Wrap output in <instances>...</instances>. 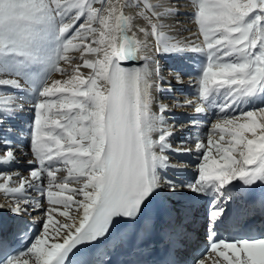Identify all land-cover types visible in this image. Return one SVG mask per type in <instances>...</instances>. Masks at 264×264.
Segmentation results:
<instances>
[{
  "label": "snow or ice",
  "instance_id": "1",
  "mask_svg": "<svg viewBox=\"0 0 264 264\" xmlns=\"http://www.w3.org/2000/svg\"><path fill=\"white\" fill-rule=\"evenodd\" d=\"M96 2L0 0V74L14 77L0 78V87L23 90V78L34 94L33 167L29 176L0 173V192L15 198L7 211L16 217L42 208L29 190L45 196L50 205L41 228L16 254L7 252L11 238L20 231L27 234L31 225L18 223L7 238L0 231V264H91L81 246L95 244L118 231V225L141 217L162 196L181 192V184H164L160 174L170 166L164 153L178 150L169 143L174 133L165 127L167 106L153 111L158 69L149 70L148 57L139 55L149 37L160 54H204L197 73L202 101L195 106L197 114L220 97L221 112L253 106L225 115L211 125L206 143H195L198 178L186 186L193 192L219 193L235 181L264 183V0H190L202 35V44L190 49L166 34L170 5L135 0L146 24L136 26L145 37L142 41L136 33L129 35L134 17L123 11L127 2L99 0V8ZM70 51L81 53L82 65H75L68 79L49 82L53 72L65 74L60 64L70 61ZM138 59L145 60L144 66H124ZM81 66L91 70L87 77ZM176 78L180 80L179 74ZM186 104L192 106L191 101ZM18 110L22 108L14 97L0 99V117ZM3 144L0 165L14 163L11 141ZM61 170L67 175L57 181ZM73 183L80 187H71ZM5 207L0 204V210ZM224 215L222 203L208 212V235L215 236ZM210 253L218 257L212 264H264V231L213 239L194 264H205Z\"/></svg>",
  "mask_w": 264,
  "mask_h": 264
},
{
  "label": "bare ground",
  "instance_id": "2",
  "mask_svg": "<svg viewBox=\"0 0 264 264\" xmlns=\"http://www.w3.org/2000/svg\"><path fill=\"white\" fill-rule=\"evenodd\" d=\"M155 4H159L160 2L157 0H151ZM163 2V0H161ZM165 1V0H164ZM113 3H116L117 0H112ZM128 3L129 6L124 7L123 11L127 13V16L134 17L133 20V27L132 31L129 32V34L136 33L137 38L140 40H144L145 37L142 33H139L137 31L136 26H146L145 21L141 19L138 16L139 9L134 7L135 0H119V3L124 4ZM161 4H170L171 9L173 10V14L170 16V18H167L164 20V23L168 26L166 29V34L170 36L171 40L173 42L179 43L181 46L191 48L192 45H200L199 37L197 35L196 31V24L193 20V17H191L190 9L193 8L192 4L190 3V0H171L170 2H163ZM186 5V6H183ZM94 7H101V3L99 0L95 3ZM94 27H99V25H94ZM75 43H81V41L77 40L74 41ZM90 42L86 41L85 43ZM147 48L142 49L139 53L140 57L147 56V65L149 70L158 69V75L153 76V91H152V98H153V111L159 113V108L161 105L167 106L168 111L163 113V118L166 121L165 127L171 128L172 132L174 133L170 139L169 143L171 144L172 148H176L180 151V153L184 156L183 161L178 163L179 166H182V171L186 174V176L189 178L190 183L195 181V177L197 176L198 172V156L199 154L196 152L195 149V143L192 139V122H189L186 117L188 114H192L195 111V106H198L197 102L193 98L188 97H182L183 95L176 93L174 94L173 91L179 90L180 82L177 81V79L174 78V76H170L169 72L167 70L169 64L167 63V56L173 57L176 56V54H160L155 51L154 47V38L149 37L147 40ZM95 46V45H93ZM70 61L69 62H61L60 67L64 68L66 70L65 74H61L56 72L55 75L50 79L49 82L55 81L57 79L59 80H66L68 79V74L73 73V68L75 65L79 64L82 65L83 61L81 59V53L79 51H70L69 52ZM85 58L87 59H95L94 56L85 54ZM74 59V61H73ZM139 61H142V66L145 64V60L138 59ZM80 73L87 77L89 73L91 72L90 69H87L83 66L79 69ZM0 78H14V77H8L4 74H0ZM7 86L0 87L2 89H5ZM28 92V91H27ZM6 95L12 96V94L8 93V91H5ZM4 92H0V99L3 98ZM27 93L24 92L22 95L18 98L19 101L15 100L16 103L20 104L18 109L22 108L21 110H18L17 112L23 114L25 117H28L29 114L33 113L32 111V103L29 102V99L27 98ZM170 96L174 98H169ZM191 101L192 106H188L186 102ZM194 104H193V103ZM180 105V106H177ZM31 108L29 110L28 108ZM33 116V114L29 115ZM243 122V121H241ZM183 135L185 137V140H181L177 142V139L179 136ZM16 138H20L19 134L14 135ZM158 136L157 134H154V138ZM209 136L207 134H203L201 136V141H204L206 143V137ZM214 139H218V136L213 137ZM23 143V141H22ZM191 151H188V150ZM12 151L15 154L16 160L14 163L4 165V167H9L10 169L3 170L0 173L7 172L8 174H15L19 173L22 176H29L30 175V169L33 167L32 164L29 163V161H33L29 155V150L27 149V146H24L20 144L17 146V144H14L12 147ZM164 155H167V151L164 153ZM239 158V157H238ZM176 163V162H173ZM60 167L63 169V165L61 164ZM67 175L66 171L61 170L57 173V181H62L63 178ZM165 180V179H164ZM237 181L233 182V184L228 185V190H230ZM164 184H167L168 182H163ZM263 187H264V183ZM71 187H80L79 184L73 183ZM186 189V196L187 202H183L179 204V202H175V196L171 197H165L162 196V198L166 200H171L170 202L173 207V213L176 216H179L178 212L183 211L184 207L186 205H190L191 203L194 205L199 200V194L198 192L191 191L187 186L183 187L181 186V190ZM55 190V189H54ZM182 194L185 192H181ZM29 195L34 198L35 200H39L42 204L41 209L36 210H29V212L26 214V216L33 220L35 223L42 225V221L44 219L45 213L44 209H47L50 207V205L47 202V199L45 196H42L40 193L29 190ZM193 196V197H192ZM15 203V198L9 197L6 194L0 192V204L6 206L5 210L7 211V207L13 206ZM12 214L11 212H9ZM76 215L75 213H73ZM59 218V217H58ZM63 219V218H59ZM28 257H24L22 259H25ZM214 260H217L213 258L211 255L205 258V264H212Z\"/></svg>",
  "mask_w": 264,
  "mask_h": 264
},
{
  "label": "rangeland",
  "instance_id": "3",
  "mask_svg": "<svg viewBox=\"0 0 264 264\" xmlns=\"http://www.w3.org/2000/svg\"><path fill=\"white\" fill-rule=\"evenodd\" d=\"M157 1H159V2H160L159 4H161V3H163V2H170L171 0H165V1L163 0V2H162L161 0H157ZM151 2H152V1H151ZM152 3L155 4L154 2H152ZM167 5H170V4H167ZM183 6H186V5H183ZM189 15H190V14H189ZM190 16H191V15H190ZM73 61H74V59H73ZM69 74H70V73H69ZM69 74H68V75H69ZM173 92H174V94L178 93L177 91H173ZM175 92H176V93H175ZM169 98H174V97L171 96V97H169Z\"/></svg>",
  "mask_w": 264,
  "mask_h": 264
}]
</instances>
